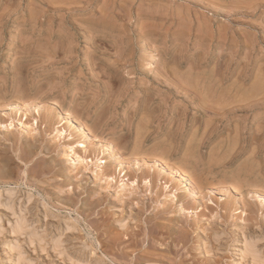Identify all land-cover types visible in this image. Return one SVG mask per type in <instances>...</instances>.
I'll list each match as a JSON object with an SVG mask.
<instances>
[{"label":"rangeland","instance_id":"374dc122","mask_svg":"<svg viewBox=\"0 0 264 264\" xmlns=\"http://www.w3.org/2000/svg\"><path fill=\"white\" fill-rule=\"evenodd\" d=\"M257 194L264 0H0V264H264Z\"/></svg>","mask_w":264,"mask_h":264},{"label":"bare ground","instance_id":"6f19581e","mask_svg":"<svg viewBox=\"0 0 264 264\" xmlns=\"http://www.w3.org/2000/svg\"><path fill=\"white\" fill-rule=\"evenodd\" d=\"M50 2V1H49ZM187 2V1H186ZM214 13V12H213ZM9 103V102H8ZM209 103V102H208ZM10 104H12V103H10ZM16 104V103H15ZM150 104H148L147 106H149ZM29 106V105H28ZM32 106V105H31ZM20 107V106H19ZM35 109H36V107H34ZM215 109V108H214ZM17 110V109H16ZM60 112V111H59ZM25 113V112H24ZM37 114V113H36ZM66 117V116H65ZM67 118V117H66ZM72 118V117H71ZM69 119V118H68ZM12 120V119H11ZM73 121H75V120H72V119H70L69 120V122L71 123V124H73L74 125V127L75 128H77L78 130H80L81 132H83L85 135L87 134L86 132H85V130L82 128L83 126H77L76 125V123L75 122H73ZM12 122V121H11ZM11 122H9L8 124H5V125H1V126H3V127H5V128H7V127H9V126H11ZM148 122V121H147ZM34 124H36L37 125V119H35L34 120V122H33ZM18 124L19 125H21V127H22V129L23 128H26V126L23 124V123H21L20 121L18 122ZM82 125V124H81ZM148 125V124H147ZM25 126V127H24ZM28 126V125H27ZM85 128V127H84ZM147 128V127H146ZM25 130H27V129H25ZM30 130V129H29ZM31 131V130H30ZM146 131V130H145ZM101 133V132H100ZM61 133H59V135H60ZM135 145V144H134ZM77 146L78 147H80V148H82L83 149V151L85 152L86 151V146L84 145V143H82L81 141H78L77 142ZM103 146H105V145H103ZM156 147V146H155ZM68 148H69V152H70V155H74L75 154V159H74V162H75V164H78V165H81V163H87V161L88 160H86V158H84L83 156H81V155H77L76 154V152H74V150H73V145H69L68 146ZM110 148V147H109ZM80 150V149H79ZM106 150H107V148H106ZM80 151H82V150H80ZM88 152V151H87ZM108 152V151H107ZM82 153V152H81ZM101 153V152H100ZM131 153V152H130ZM163 156V155H162ZM184 156V155H183ZM110 158H113L114 156H112V154H110V156H109ZM189 158H191V157H189ZM114 159V158H113ZM155 159V158H154ZM188 159V158H187ZM137 160V159H136ZM139 161V160H138ZM159 161V160H158ZM89 162H92V160H89ZM105 162L106 161H101L100 159L99 160H97V165H96V168H98V169H101L102 167H104V165H105ZM118 162V161H117ZM119 163V162H118ZM121 163V162H120ZM156 164H158L157 162H155ZM162 164H163V162H161ZM138 164V163H137ZM139 165V164H138ZM150 165V164H149ZM113 166V165H112ZM110 167V166H109ZM158 167L159 168H157V173L158 174H164V175H167V178L169 177V179H171L172 178V176H173V174H175L176 173V170H175V172H174V170H167L165 167H164V165L162 166L160 163L158 164ZM174 167V166H173ZM117 168V167H116ZM115 168V169H116ZM195 168V167H194ZM251 168V167H250ZM112 170V169H111ZM151 170V169H150ZM194 170V169H193ZM247 170V169H246ZM250 170V169H249ZM101 171H102V169H101ZM137 171H139L137 174L135 173L134 174V176L136 177V179L135 178H133V180H131L130 182H129V187L131 188V190L132 191H134L135 190V187L134 186H138L139 185V183H145L146 185L148 184V185H150V180L149 181H147V180H145V177H144V175H150L149 174V170H144V169H140V167L139 166H137V165H135V169H134V172H137ZM153 171V170H152ZM195 171V170H194ZM178 172V171H177ZM199 172V171H198ZM249 172V171H248ZM6 173V171L4 172V174ZM113 174V173H112ZM118 174H121L122 175V177H124V176H127L128 175V177L130 178L131 177V174H128V173H126V171H125V169L120 165V164H118ZM202 174H203V172H202ZM201 174V175H202ZM120 175V176H121ZM101 176H103V175H101ZM119 176V175H118ZM186 177V175L184 176L183 175V173L182 174H180L179 175V181H180V183H186L187 182V177ZM198 177V176H197ZM129 178H127V180L129 179ZM132 178V177H131ZM201 178V177H200ZM159 179V178H158ZM111 180H113V177H111V178H109V180H108V182L109 181H111ZM161 180V179H160ZM143 181V182H142ZM189 181V180H188ZM126 184H124L123 182H122V180H121V183H119V185H118V188H124V186H125ZM199 186V185H198ZM201 186V185H200ZM199 186V187H200ZM78 188V187H77ZM165 188H166V186H165ZM206 188V187H205ZM126 189V188H125ZM187 189V188H186ZM194 189V188H193ZM203 188H201V190H202ZM173 190V189H172ZM204 190H206V189H204ZM212 191V190H211ZM211 191L210 192H203L202 194H201V197L202 198H206L207 199V201H209V202H211L212 201V194H211ZM196 192V191H195ZM195 192H190V193H188L187 195H186V197H188V199H186V197H183V194H182V192L181 191H179V188L178 187H175V189H174V191H173V193H174V197L176 198V201H180V200H183V201H187V202H189V204H194L193 203V201L195 202L196 201V194H195ZM176 193V194H175ZM258 195V194H257ZM256 195V196H257ZM99 196H100V194H99ZM259 199H260V201L261 200H264V197H262V196H260V195H258L257 196ZM170 200V199H169ZM189 200V201H188ZM70 202H71V200H69ZM190 201H192L191 203H190ZM143 202V201H142ZM181 202V201H180ZM72 203V202H71ZM203 203H205V202H203ZM202 203V204H203ZM143 204V203H142ZM201 204V203H200ZM207 204V203H206ZM205 204V206L206 207H208V205H206ZM191 205H189V206H191ZM179 208H178V210L179 211H181L182 212V210L184 211V206H183V204L181 205V204H179V206H178ZM201 207V206H200ZM198 208H199V206H198ZM204 209V208H203ZM202 210V209H201ZM166 211V210H165ZM178 212V211H177ZM159 213V212H158ZM8 225L11 227L10 229H11V232H18V233H24V231L26 230L25 228H26V226H25V223H24V220L20 217V216H15L14 217V219H13V221H12V223H10V222H8ZM27 225V224H26ZM243 247H242V249H241V253L239 254V256H243L244 254H246V253H248V254H250V256H252L253 258H254V256H255V254H256V249L254 250V247L255 246H252L251 244H244V245H242ZM256 248V247H255ZM257 255H258V253H257ZM252 257H251V259H252ZM21 258V253H20V251H17V260H19ZM239 260H240V258H239Z\"/></svg>","mask_w":264,"mask_h":264}]
</instances>
